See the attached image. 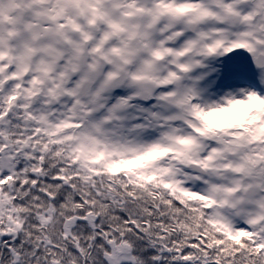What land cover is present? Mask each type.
I'll list each match as a JSON object with an SVG mask.
<instances>
[{
	"label": "snow or ice",
	"instance_id": "6c2138e0",
	"mask_svg": "<svg viewBox=\"0 0 264 264\" xmlns=\"http://www.w3.org/2000/svg\"><path fill=\"white\" fill-rule=\"evenodd\" d=\"M0 264H264V0H0Z\"/></svg>",
	"mask_w": 264,
	"mask_h": 264
}]
</instances>
